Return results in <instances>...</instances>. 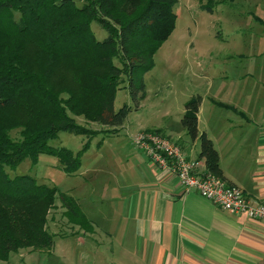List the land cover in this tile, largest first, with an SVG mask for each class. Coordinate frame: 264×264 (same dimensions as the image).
<instances>
[{"label": "trees", "instance_id": "16d2710c", "mask_svg": "<svg viewBox=\"0 0 264 264\" xmlns=\"http://www.w3.org/2000/svg\"><path fill=\"white\" fill-rule=\"evenodd\" d=\"M176 1L0 0V260L20 248L52 246L46 225L57 194L66 214L78 210L72 196L27 173L11 176L7 168L25 158L34 164L47 153L66 172L76 171L88 143L73 152L48 140L59 131L96 132L72 115L111 130L123 124L129 107L114 109L116 91L127 82L133 99L144 97L143 75L174 29ZM92 21L106 37L97 39ZM200 101L197 94L185 102L181 123L191 138H199L206 170L220 177L218 152L198 133Z\"/></svg>", "mask_w": 264, "mask_h": 264}, {"label": "crops", "instance_id": "0c3cea01", "mask_svg": "<svg viewBox=\"0 0 264 264\" xmlns=\"http://www.w3.org/2000/svg\"><path fill=\"white\" fill-rule=\"evenodd\" d=\"M253 18L264 25L261 16ZM249 35L246 55L223 46L200 66L197 128L218 152L220 177L264 201V39ZM233 54L247 58L242 64V59L230 61ZM184 111L185 103L179 120ZM138 123L134 132L125 127L128 138L141 129L167 131L196 162V170H206L198 137L166 124ZM131 159L141 176L134 192L121 199L123 221L119 228L107 230V243L79 239L88 253L83 264H264V221L222 209L197 191L184 192L172 173L157 168L145 154L136 153Z\"/></svg>", "mask_w": 264, "mask_h": 264}, {"label": "rangeland", "instance_id": "374dc122", "mask_svg": "<svg viewBox=\"0 0 264 264\" xmlns=\"http://www.w3.org/2000/svg\"><path fill=\"white\" fill-rule=\"evenodd\" d=\"M209 2L177 0L174 3L175 26L155 51L152 68L143 75L144 97L133 99L127 82L121 83L116 91L114 109L117 110L124 104L129 107L122 127L120 125L111 130L109 126L72 115L77 123L96 132L87 135L59 131L48 140V145L52 147L63 146L73 152L88 143L81 156V165L76 171L66 172L58 159L47 153H41L34 164L29 158H25L15 168H7L11 176L27 173L38 182L55 186L59 191L72 196L78 208L70 209V214H66L57 194L54 206L48 212L46 225L53 236L52 251L51 247L20 248L9 253L7 259L10 262L83 264V257L86 258L88 253L85 252L87 249L81 247L79 239L86 241L90 238L107 243L110 239L107 230L119 228L123 221L120 215L123 211L121 199L134 192L136 180L141 176V170L131 157L136 153H144L130 139L133 141L134 134L142 130L155 131L177 139L174 134L154 128L138 130L128 138L124 132L125 127L134 132L139 128L138 122H143L147 125L161 123L169 128L184 129L179 120L180 112L187 100L202 92L203 79L198 72L200 66L208 60V55L211 52L214 54L223 46L228 52H244L246 55L247 47L244 42H247L250 33L257 40L259 36L264 39V25L253 20L254 15L264 19V0ZM91 29L97 39L101 40L107 35L106 30L96 21L91 22ZM245 55L239 58L233 54L229 58L230 61L242 59V64L247 58ZM138 101L142 102L140 109L137 108ZM11 135L17 137L18 131H11ZM0 264H4L3 260H0Z\"/></svg>", "mask_w": 264, "mask_h": 264}, {"label": "built area", "instance_id": "2783aa9c", "mask_svg": "<svg viewBox=\"0 0 264 264\" xmlns=\"http://www.w3.org/2000/svg\"><path fill=\"white\" fill-rule=\"evenodd\" d=\"M133 143L150 163L172 173L184 192L197 191L222 209L264 221V201L246 195L238 185L207 170L198 172L196 162L187 158L175 140L142 130L134 134Z\"/></svg>", "mask_w": 264, "mask_h": 264}]
</instances>
